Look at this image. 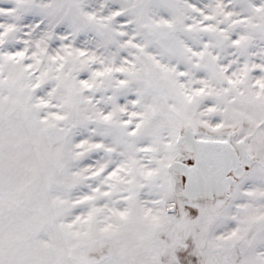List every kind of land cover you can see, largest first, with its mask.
Listing matches in <instances>:
<instances>
[{
  "label": "snow or ice",
  "instance_id": "snow-or-ice-1",
  "mask_svg": "<svg viewBox=\"0 0 264 264\" xmlns=\"http://www.w3.org/2000/svg\"><path fill=\"white\" fill-rule=\"evenodd\" d=\"M0 264H264V0H0Z\"/></svg>",
  "mask_w": 264,
  "mask_h": 264
}]
</instances>
